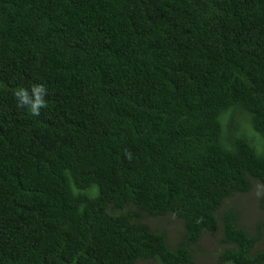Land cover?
<instances>
[{
  "label": "trees",
  "instance_id": "16d2710c",
  "mask_svg": "<svg viewBox=\"0 0 264 264\" xmlns=\"http://www.w3.org/2000/svg\"><path fill=\"white\" fill-rule=\"evenodd\" d=\"M256 181L264 209V0H0V264H192L220 223L264 264L225 206Z\"/></svg>",
  "mask_w": 264,
  "mask_h": 264
},
{
  "label": "rangeland",
  "instance_id": "374dc122",
  "mask_svg": "<svg viewBox=\"0 0 264 264\" xmlns=\"http://www.w3.org/2000/svg\"><path fill=\"white\" fill-rule=\"evenodd\" d=\"M245 124L247 131L253 134L256 139H259V134L255 133L251 125L247 121H245ZM262 192V184L256 181L249 192L237 193L231 198L229 204L225 205L232 206L238 211V222L247 230L253 231L261 224L262 236L257 243V248H264V209L260 206ZM257 193H260V195L258 196ZM225 206L219 210L220 215L228 208ZM147 221L155 229L165 231L172 245H175L180 240L184 231L183 221L172 214L158 217L149 216ZM222 238V223L219 224L217 231L204 233L200 241L194 245L195 257L192 264H230L220 259V253L226 247ZM135 264H151V262L140 260Z\"/></svg>",
  "mask_w": 264,
  "mask_h": 264
},
{
  "label": "clouds",
  "instance_id": "9594fccd",
  "mask_svg": "<svg viewBox=\"0 0 264 264\" xmlns=\"http://www.w3.org/2000/svg\"><path fill=\"white\" fill-rule=\"evenodd\" d=\"M48 90L42 83L33 84L29 88L18 87L13 92L17 108L27 109L32 116H39L41 110L48 107L46 96ZM259 196L260 193H257Z\"/></svg>",
  "mask_w": 264,
  "mask_h": 264
}]
</instances>
